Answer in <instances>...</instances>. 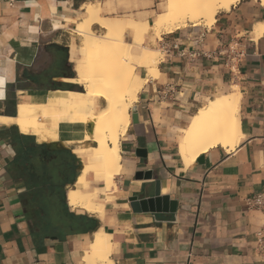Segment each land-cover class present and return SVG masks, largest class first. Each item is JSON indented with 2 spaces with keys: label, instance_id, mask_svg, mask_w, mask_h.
<instances>
[{
  "label": "crops",
  "instance_id": "obj_1",
  "mask_svg": "<svg viewBox=\"0 0 264 264\" xmlns=\"http://www.w3.org/2000/svg\"><path fill=\"white\" fill-rule=\"evenodd\" d=\"M94 1L105 4L104 17L131 14L152 23L156 14L153 0L147 7L140 0H0V264H85L83 252L101 229L113 264H264L253 250L263 217L245 204L264 189V29L257 32L264 3L240 0L216 12L209 26L188 24L153 42L144 36L145 45L162 52L158 75L140 88L135 121L129 110L116 189L108 195L103 179L86 175L102 205L96 214L67 204L70 172L54 153L70 150L79 159L75 181L88 158L62 138L71 142L84 132L65 136L67 121L56 141L39 131L42 117L68 119L58 109L59 92L83 89L75 71L81 47L72 31L85 15L83 5ZM132 38L127 29L124 40ZM227 46L241 55L217 53ZM134 71L147 77L143 66ZM233 86L240 93L239 145L212 148L193 162L183 157L178 143L194 113ZM156 187L158 196L176 203L173 212L131 208L130 197H153Z\"/></svg>",
  "mask_w": 264,
  "mask_h": 264
},
{
  "label": "bare ground",
  "instance_id": "obj_2",
  "mask_svg": "<svg viewBox=\"0 0 264 264\" xmlns=\"http://www.w3.org/2000/svg\"><path fill=\"white\" fill-rule=\"evenodd\" d=\"M238 1L167 0L165 10L156 13L152 23L147 19L104 17L98 4L83 5L85 15L72 31L80 37L83 51L75 64L76 81L83 89L61 91L56 99L58 109L68 115L64 135L70 138L74 130L83 131L82 137L71 139V142L76 146L77 155L88 158L66 190L70 207L102 213L101 202L96 200L98 194L86 178L89 171L105 181L106 194L116 189L115 176L122 168L120 139L128 128L129 110L137 101L140 88L149 78L158 75L159 53L144 44V36L150 33L153 42L161 33L186 27L187 21L192 20L191 26L198 24L196 18L199 17L213 21L215 12L229 10ZM93 24L104 29V33L98 35ZM127 29L133 34L131 42L124 40ZM263 29L264 25L258 24L257 32L261 33ZM136 66L146 68V78L135 73ZM232 88L230 93L209 100L194 113L178 143L183 157L193 162L212 148L221 146L231 151L239 145L243 138L240 93L236 87ZM96 156L100 158L94 161ZM110 253L111 241L101 229L94 232L88 249L83 252V260L85 264H113Z\"/></svg>",
  "mask_w": 264,
  "mask_h": 264
},
{
  "label": "trees",
  "instance_id": "obj_3",
  "mask_svg": "<svg viewBox=\"0 0 264 264\" xmlns=\"http://www.w3.org/2000/svg\"><path fill=\"white\" fill-rule=\"evenodd\" d=\"M40 124H39V131L51 141H56L59 138V131L60 127L66 123L67 116H54V117H47V118H40ZM30 122V121H29ZM40 147L46 148V144H41ZM54 153H60L63 155V163L65 165L66 172H70L66 177V183L68 185L66 186V190L72 185V182L75 179L76 176V158L71 153L70 150H61V151H54ZM79 219L81 220L82 224H88V228H91L94 224V221L85 215H80Z\"/></svg>",
  "mask_w": 264,
  "mask_h": 264
},
{
  "label": "built area",
  "instance_id": "obj_4",
  "mask_svg": "<svg viewBox=\"0 0 264 264\" xmlns=\"http://www.w3.org/2000/svg\"><path fill=\"white\" fill-rule=\"evenodd\" d=\"M203 34L200 35V38L198 39L199 41L202 40ZM174 47H176L174 45ZM186 52L183 50L179 51V54L185 55ZM218 54L222 55H231L232 59L238 58L241 53H238L237 51L234 50L232 46H227L226 48H222L220 51H217ZM192 56V54H190ZM171 89L165 90L162 93V97H166L171 93ZM245 204L247 208L249 209H255L258 210L262 217H263V222L261 226L255 231L254 233V245H253V250L255 255L262 261L264 262V189L253 194L252 196L248 197L245 199Z\"/></svg>",
  "mask_w": 264,
  "mask_h": 264
},
{
  "label": "water",
  "instance_id": "obj_5",
  "mask_svg": "<svg viewBox=\"0 0 264 264\" xmlns=\"http://www.w3.org/2000/svg\"><path fill=\"white\" fill-rule=\"evenodd\" d=\"M131 118L135 121V108L131 110ZM50 149H58L53 143H48ZM140 172L136 176H140ZM131 208L134 211H151V212H173L176 207L174 201H170L167 196H158V188L156 187L155 195L149 198H138L132 196L129 198Z\"/></svg>",
  "mask_w": 264,
  "mask_h": 264
},
{
  "label": "rangeland",
  "instance_id": "obj_6",
  "mask_svg": "<svg viewBox=\"0 0 264 264\" xmlns=\"http://www.w3.org/2000/svg\"><path fill=\"white\" fill-rule=\"evenodd\" d=\"M154 1V5H155V8H156V12H154V13H157V12H159V11H164L165 10V8H166V3H167V0H153ZM121 2H126V0H117V3H121ZM95 5L96 4H98L97 6H99V7H101V9H102V12H101V14L103 13V12H105V4L104 5H102L101 4V2H97V1H94L93 2ZM140 5H142L143 7H147V6H149V5H151V1L149 2V0H140ZM100 9V10H101ZM218 12V11H217ZM125 14V13H124ZM145 15L147 14V12H145L144 13ZM215 14H216V12H215ZM214 14V15H215ZM122 17H132V15L131 14H128V16H122ZM214 17V16H213ZM146 19V18H145ZM197 20H196V22H198V23H204L205 25H207V26H209L213 21H209V22H207L208 21V19L206 20V18L205 19H203L202 17L200 18H196ZM206 21V22H205ZM192 23V20L191 21H187V25L188 24H191ZM93 25H96V24H93ZM93 25H92V27H93ZM98 26V25H97ZM101 29V28H100ZM104 29H101V31L100 32H96L98 35H102L103 33H104ZM73 34L74 35H76L74 32H73ZM162 34V33H161ZM161 34L159 35V36H157V37H155V38H159L160 36H161ZM147 35H149V36H151V34L149 33V34H146L145 36H147ZM76 36H78V35H76ZM77 43H78V45L80 44V37L78 36V40H77ZM151 48H153V49H157V51H159L158 53H159V57H157V59H158V62H159V58L160 57H162V52H161V50L158 48V47H151ZM82 53H83V51H82V48H81V55H82ZM80 55V56H81ZM82 87V86H81ZM132 108H133V106L131 107V109H130V114H131V110H132ZM82 115H84V112H82ZM19 132V131H18ZM62 139H64V140H66L67 142H68V144H69V146L71 147V149H73V150H75V152H76V146L74 145V144H72L70 141H68V139H66V138H62ZM72 152V151H71ZM72 154L75 156V154L72 152ZM75 158H76V160H77V163H80V161H79V159L75 156ZM78 168V167H77ZM76 168V169H77ZM65 193H66V191H65Z\"/></svg>",
  "mask_w": 264,
  "mask_h": 264
}]
</instances>
